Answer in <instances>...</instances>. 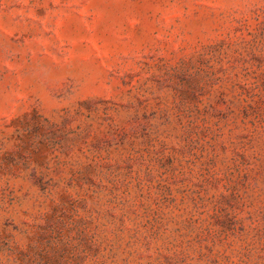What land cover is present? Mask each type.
<instances>
[{
    "label": "rangeland",
    "instance_id": "rangeland-1",
    "mask_svg": "<svg viewBox=\"0 0 264 264\" xmlns=\"http://www.w3.org/2000/svg\"><path fill=\"white\" fill-rule=\"evenodd\" d=\"M0 264H264V0H0Z\"/></svg>",
    "mask_w": 264,
    "mask_h": 264
}]
</instances>
